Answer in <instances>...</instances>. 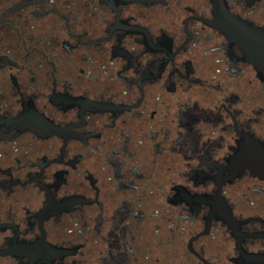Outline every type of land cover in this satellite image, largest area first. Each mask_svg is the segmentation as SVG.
<instances>
[{
	"label": "flooded vegetation",
	"instance_id": "1",
	"mask_svg": "<svg viewBox=\"0 0 264 264\" xmlns=\"http://www.w3.org/2000/svg\"><path fill=\"white\" fill-rule=\"evenodd\" d=\"M0 264H264V0H0Z\"/></svg>",
	"mask_w": 264,
	"mask_h": 264
}]
</instances>
